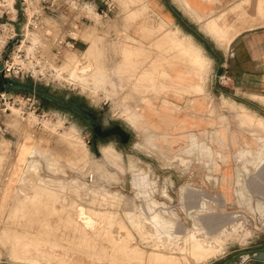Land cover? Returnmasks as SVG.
I'll return each mask as SVG.
<instances>
[{
    "label": "rangeland",
    "instance_id": "1",
    "mask_svg": "<svg viewBox=\"0 0 264 264\" xmlns=\"http://www.w3.org/2000/svg\"><path fill=\"white\" fill-rule=\"evenodd\" d=\"M91 1L105 9L111 3L113 16L104 27L95 21L79 30L77 56L64 62L67 70L86 67V80H80V74L75 85L49 91L84 102L106 126L120 124L131 139L95 140L87 124L55 105L43 106L50 112L48 119H24L17 110L3 115L5 105L0 102V264H264L252 258L264 250V90L236 91L227 81L219 85L227 90L225 96L219 93L211 98L213 112L224 120L231 136L241 140H200L192 135L189 140H155L139 129V138L133 133L143 117L138 111L141 103L155 93L170 67L187 61L200 65L201 52L194 61L185 48L191 46L187 37L214 50L210 37L221 45L227 34L224 16L203 24L185 19L181 31L146 23V34L139 29L138 18H120L121 11L145 7V0ZM51 2L0 0V16L13 19L16 10L30 6L31 17L20 16L21 38L26 43L44 42L49 36L63 35L60 21L46 16L42 25L32 29L36 13L46 11ZM0 37L5 38H0L1 52L8 39L1 27ZM176 37L181 41L173 42ZM96 77L107 83L97 82ZM33 145L38 151L32 155ZM30 161L36 170L26 167ZM23 168L47 175L50 185L30 175L35 187L19 190ZM150 170L159 176V190L166 189V220L160 224H145L141 218L128 221L135 202L131 175ZM86 172H95L100 179L113 177L112 192L123 188L122 205L113 201V195L60 187L71 186ZM200 244L214 251L201 262L198 256L203 250L196 252Z\"/></svg>",
    "mask_w": 264,
    "mask_h": 264
},
{
    "label": "crops",
    "instance_id": "2",
    "mask_svg": "<svg viewBox=\"0 0 264 264\" xmlns=\"http://www.w3.org/2000/svg\"><path fill=\"white\" fill-rule=\"evenodd\" d=\"M145 1L143 8L121 11L120 18H138L139 29L146 34V23L181 31V24L187 25L185 19L190 24H203L219 15L224 16L227 34L221 45L206 34L214 41V50L203 48L195 37H187L193 47L185 48L194 61L201 52L200 65L175 63L159 79L155 93L149 94L138 110L143 117L134 127L136 138L142 130L155 140H189L191 135L200 140H241L232 137L224 120L213 112L211 98L219 93L225 96L227 91L219 87V76L229 77L232 90H264V0ZM177 39L181 41L179 37L172 41Z\"/></svg>",
    "mask_w": 264,
    "mask_h": 264
},
{
    "label": "built area",
    "instance_id": "3",
    "mask_svg": "<svg viewBox=\"0 0 264 264\" xmlns=\"http://www.w3.org/2000/svg\"><path fill=\"white\" fill-rule=\"evenodd\" d=\"M106 5L107 8L105 9L96 5L91 0H52L46 11L39 10L36 13V20L31 23L32 29L42 25L43 16H46L60 21V31H62L63 35L55 38L49 36V40H45L44 42L38 39L36 42L26 43L21 38L24 25H21L20 16L22 20L25 17H31L28 12L30 6L26 10H16L13 19L6 20L4 14H2L0 16V27L8 34V39L3 50L0 52V64H3V70L0 71V75L2 72L6 79H12L17 82H32L36 86L47 90L75 85L78 79L77 75H86V67L79 68L78 70L72 68L67 70L65 69L64 62L68 58V60L71 59L69 56H75L78 53L79 39H77L76 33L79 30L86 27L88 23H94L95 21H98L99 25H103V27L107 25L108 21L110 22L113 16V5L111 3H106ZM37 7H39V4ZM31 24H27V32L30 30ZM49 29L50 27L48 26L47 31ZM71 70L73 71L71 72ZM227 81H229V77L219 76L220 84ZM2 101L4 102L3 105H5V108L2 109L3 115L17 110L24 119L30 117L48 119L50 117V112L43 108L39 98L34 94L0 91V102ZM32 172L29 168L21 170L19 190L25 188H27L26 190H30L35 187L32 179L28 180V176L30 175L40 176V182L50 185L48 183L50 179L46 178L47 175H42L43 173L40 172L32 174ZM151 172V170L148 173L140 171L138 174L131 175L132 180H130L129 187L132 199L135 202L134 204L132 202L134 210L129 212L128 221L134 222L136 218H141L145 224H158L166 220V189L161 188L159 190V176L156 177L155 173ZM70 183H72L71 186H66L65 184L60 187L64 188V190H68L67 188L69 187L70 190L74 186L73 188L83 189L85 192L87 190L95 191V195H113V201H119L122 205L123 188L121 187V190L117 192H114V190L112 192L114 186L113 177L111 176L107 179H100L97 173L86 172L85 174H80L79 178ZM64 190L62 191L65 193ZM102 199H104L103 203L107 200L104 197ZM170 203L172 204L173 202L170 201ZM125 205L128 206L127 203ZM146 211H148L147 215Z\"/></svg>",
    "mask_w": 264,
    "mask_h": 264
},
{
    "label": "water",
    "instance_id": "4",
    "mask_svg": "<svg viewBox=\"0 0 264 264\" xmlns=\"http://www.w3.org/2000/svg\"><path fill=\"white\" fill-rule=\"evenodd\" d=\"M3 70V64H0V71ZM0 91H10V92H26L37 96L39 99L47 101L61 109L70 111L79 119H81L85 124L100 131L101 125L99 124L96 116L90 111V109L83 107L73 98L66 99L58 94H54L51 91L36 86L32 82H17L12 79L4 78L3 73L0 75ZM254 261L262 262L264 261V250L258 251L252 256Z\"/></svg>",
    "mask_w": 264,
    "mask_h": 264
},
{
    "label": "bare ground",
    "instance_id": "5",
    "mask_svg": "<svg viewBox=\"0 0 264 264\" xmlns=\"http://www.w3.org/2000/svg\"><path fill=\"white\" fill-rule=\"evenodd\" d=\"M8 10H9L10 12H12V10H10V9H8ZM0 38H1L2 41H4L3 39H5L4 37H0ZM128 40H129V39H128ZM5 41H6V40H5ZM133 42H134V41H133ZM136 42H137V41H136ZM4 43H5V42H4ZM139 44H140V43H139ZM2 45H3V44H2ZM2 45H1V46H2ZM145 46H146V45H145ZM2 47H3V46H2ZM139 48H140V47H139ZM177 48H178V47H177ZM122 49H123V48H122ZM118 50H119V49H118ZM135 50H136V49H135ZM135 50H134V51H135ZM145 52H146V51H145ZM147 52H148V51H147ZM121 53H122V52H121ZM128 54H129V53H128ZM122 56H123V54H122ZM135 56H136V55H135ZM139 56H140V53H139ZM143 56H144V55H142V57H143ZM149 56H150V55H149ZM124 59H125V58H124ZM142 60H143V59H142ZM114 61H115V60H114ZM135 61H136V60H135ZM144 61H145V60H144ZM125 62H126V61H125ZM139 62H140V61H139ZM147 62H148V61H147ZM176 63H177V62H176ZM137 64H138V63H137ZM132 65H133V64H132ZM152 65H153V64H152ZM105 66H106V65H105ZM154 67H155V66H154ZM160 67H161V66H160ZM153 69H154V68H153ZM159 69H160V68H159ZM76 70H77V69H76ZM77 72H78V71H77ZM130 72H131V71H130ZM96 73L98 74V72H96ZM96 73H95V75H97ZM123 73H125V70H124ZM128 73H129V72H128ZM131 73H132V72H131ZM131 73H129L128 75H130ZM102 74L105 75L106 73H102ZM95 75H94V76H95ZM99 75H100V74H99ZM106 76H107V75H106ZM106 76H104V77H105V78H108V80H109V77H106ZM138 76H139V75H138ZM78 77H80V76H77V78H78ZM99 77H100V76H99ZM104 77H103V78L101 77V80L104 79ZM126 77H127V76H126ZM140 77H142V76H140ZM96 78H97L96 81L98 82V79H99V78H98V77H96ZM137 78H138V77H137ZM153 78H154V77H153ZM84 79H85V77H83V76L80 77V80L85 81L86 79H85V80H84ZM87 79H88V78H87ZM122 79H123V78H122ZM122 79H121V80H122ZM142 79H145V78H142ZM104 80H105L106 83H107V80H106V79H104ZM104 80H103V81H104ZM126 80H127V79H126ZM96 81H95V82H96ZM99 81H100V79H99ZM103 81H100V83L103 82ZM147 81H148V80H147ZM80 82H82V81H80ZM108 82H109V81H108ZM142 82H143V81H142ZM144 82H145V81H144ZM83 83H84V82H83ZM113 83H114V82H113ZM148 83H149V82H148ZM151 83H152V82H151ZM84 84L86 85L87 83H84ZM98 84H99V83H98ZM101 84H102V83H101ZM104 84H105V82H104ZM122 84H123V83H122ZM143 84H146V85H147V83H143ZM149 84H150V83H149ZM157 84H158V83H157ZM154 85L156 86V84H154ZM165 85H167V84H165ZM99 86H101V85L99 84ZM99 86H98V87H99ZM119 86H121V85H119ZM126 86H127V85H126ZM170 86H171V85H170ZM91 87H94V86H91ZM96 87H97V86H96ZM123 87H124V86H123ZM123 87H119V88L122 89ZM141 87H142V86H141ZM99 88H100V87H99ZM113 88H114V87H113ZM126 88H127V87H126ZM144 88H145V86H144ZM165 88H166V87H165ZM168 88H169V87H168ZM183 88H184V87H183ZM189 90H190V89H189ZM114 95H115V94H114ZM125 113H127V115H128V119H129V118H130V115L128 114L127 111H126ZM132 115H133V114H132ZM132 115H131V116H132ZM139 115H140V114H139ZM134 116H135V115H133V117H134ZM136 117H138V116L136 115ZM131 118H132V117H131ZM131 118H130V119H131ZM134 118H135V117H134ZM139 118H141V117H139ZM133 120H134V119H132V121H133ZM135 120H136V119H135ZM135 120H134V121H135ZM130 121H131V120H130ZM132 121H131V122H132ZM132 124H133V123H132ZM135 126H136V123H135ZM192 136H195V135H192ZM191 142H192V141H191ZM191 142H190V144H191ZM152 145H153V144H152ZM154 146H155V145H154ZM191 146H192V145H191ZM251 147H253V146H251ZM189 148H191V147H189ZM189 148H187V149H189ZM249 149H250V148H249ZM190 150H191V149H190ZM205 150H206V149H205ZM247 150H248V149H247ZM251 150H252V149H251ZM251 150H250V151H251ZM36 151H38V148H36L35 145H33V146L31 147V149L29 150V153L34 154V153H36ZM248 151H249V150H248ZM41 152H42V151H41ZM186 152H187V151H186ZM188 152H189V151H188ZM207 152H208V151H207ZM211 152H212V151H211ZM211 152H210V153H211ZM262 152L264 153L263 150H262ZM108 153H109V152H108ZM108 153H107V155H108ZM210 153H209V154H210ZM246 153H248V152H246ZM249 153L251 154V152H249ZM258 153H259V152H258ZM252 155H253V154H252ZM260 155H261V154H260ZM262 155H264V154H262ZM121 156H122V155H121ZM258 157H259V156H258ZM258 157H257V158H258ZM261 157L263 158V156H261ZM261 157H260V159H261ZM255 159H256V158H255ZM261 160H262V159H261ZM261 160H259V161H261ZM21 162H22V161H21ZM255 162H256V161H255ZM260 163H261V162H260ZM27 166H29V167L32 168L33 170H36V165H35V163H34L33 161H30V165L27 164L26 167H27ZM134 169L136 170V168H133V170H134ZM159 224H160V223H159ZM192 235H193V234H192ZM193 239H196V238L193 236ZM193 239H192V240H193ZM196 241H199V239L196 240ZM196 241H195V242H196ZM200 241H201V240H200ZM201 242H202V241H201ZM217 242H218V241H217ZM197 243H199V242H197ZM203 244H204V243H203ZM200 245H201V246H200ZM200 245H199V247H198V246L196 247V252H197L198 250H203V252H201V253L199 254V256H198V258H200V260L198 259L199 262L203 261V259L205 260L206 258H210L209 256L211 255V253L214 252V251L212 252V251L209 249V247H204V246H202V244H200ZM204 245H205V244H204ZM217 245H218V244H217ZM209 246L212 247V245H210V244H209ZM201 247H202V248H201ZM218 251H219V248H218ZM216 252H217V251H216ZM216 252H215V253H216ZM215 253H214L213 255H215ZM217 253H218V252H217ZM195 255H196V253H195ZM213 255H212V256H213ZM212 256H211V257H212ZM201 259H202V260H201ZM168 262H169V261H168ZM168 262H165V264H166V263L169 264L171 261H170L169 263H168ZM40 263H41V262H40ZM172 263H173V262H172ZM172 263H170V264H172ZM175 264H176V263H175Z\"/></svg>",
    "mask_w": 264,
    "mask_h": 264
},
{
    "label": "flooded vegetation",
    "instance_id": "6",
    "mask_svg": "<svg viewBox=\"0 0 264 264\" xmlns=\"http://www.w3.org/2000/svg\"><path fill=\"white\" fill-rule=\"evenodd\" d=\"M73 99L77 101L80 105H82L83 107L90 109L84 102L78 99H75V98ZM90 111L96 116L99 124L101 125L100 131H97L96 127L92 128L89 126V128L93 130L94 132L93 136L95 140L103 139L106 137H114V136L118 137L120 140H123L125 142H128V140L131 139V135L129 131L123 128L120 124L114 123V124L106 126L103 122V119L94 110L90 109Z\"/></svg>",
    "mask_w": 264,
    "mask_h": 264
},
{
    "label": "trees",
    "instance_id": "7",
    "mask_svg": "<svg viewBox=\"0 0 264 264\" xmlns=\"http://www.w3.org/2000/svg\"><path fill=\"white\" fill-rule=\"evenodd\" d=\"M41 101H42V104H43V106H44L45 108H48V107L54 106L53 104H51V103H49V102H47V101H44V100H41ZM54 107H56V106H54Z\"/></svg>",
    "mask_w": 264,
    "mask_h": 264
}]
</instances>
